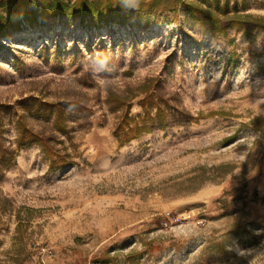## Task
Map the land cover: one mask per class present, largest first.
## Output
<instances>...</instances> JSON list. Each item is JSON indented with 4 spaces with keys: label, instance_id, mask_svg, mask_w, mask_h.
<instances>
[{
    "label": "rangeland",
    "instance_id": "rangeland-1",
    "mask_svg": "<svg viewBox=\"0 0 264 264\" xmlns=\"http://www.w3.org/2000/svg\"><path fill=\"white\" fill-rule=\"evenodd\" d=\"M198 1L264 17V0ZM20 121L72 164L21 144ZM0 264H264V29L181 7L0 37Z\"/></svg>",
    "mask_w": 264,
    "mask_h": 264
},
{
    "label": "trees",
    "instance_id": "trees-1",
    "mask_svg": "<svg viewBox=\"0 0 264 264\" xmlns=\"http://www.w3.org/2000/svg\"><path fill=\"white\" fill-rule=\"evenodd\" d=\"M181 7L188 9L192 18L198 23L211 25L216 33H225L234 26H241L247 30L264 29V17L239 12L231 13L228 7L219 12L213 10L210 3L198 0H75L72 2L67 0H0V37H5L12 31L22 30L24 24L33 27L38 21L55 17L80 18L81 21L90 17L96 22H110L124 12L157 13L178 10ZM145 100L149 102L148 98ZM160 111L161 108L158 107V114ZM54 126L62 133H69L62 108L56 111ZM154 128L155 118L149 112L139 119L127 113L116 132L121 139V144L124 145L145 133L152 132ZM164 128L167 126L164 125ZM20 130V143H39L50 158L52 168L60 169L72 164L70 156L66 157L61 154L49 143L48 139L34 133L23 121H20Z\"/></svg>",
    "mask_w": 264,
    "mask_h": 264
}]
</instances>
